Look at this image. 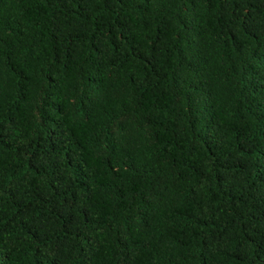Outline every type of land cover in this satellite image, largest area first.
<instances>
[{
  "label": "trees",
  "instance_id": "obj_1",
  "mask_svg": "<svg viewBox=\"0 0 264 264\" xmlns=\"http://www.w3.org/2000/svg\"><path fill=\"white\" fill-rule=\"evenodd\" d=\"M0 264H264V0H0Z\"/></svg>",
  "mask_w": 264,
  "mask_h": 264
}]
</instances>
